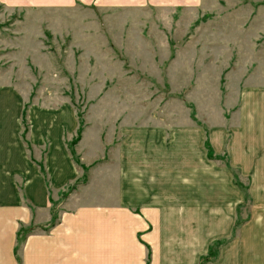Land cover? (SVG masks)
<instances>
[{"label":"crops","instance_id":"1","mask_svg":"<svg viewBox=\"0 0 264 264\" xmlns=\"http://www.w3.org/2000/svg\"><path fill=\"white\" fill-rule=\"evenodd\" d=\"M2 1L68 15L84 6L119 11L202 0ZM16 101H3L14 103L10 110L0 106V264H20L23 227V264H199L217 239L224 241L218 259L208 264H264L262 83L244 89L234 126L220 128L217 140L210 133L227 164H212L200 128L177 127L166 145L140 134L138 141H124L118 161L112 147L107 172H94L80 188L73 186L83 173L66 138L79 127L75 114L37 111L38 120L24 126ZM230 168L246 178L248 193Z\"/></svg>","mask_w":264,"mask_h":264},{"label":"rangeland","instance_id":"2","mask_svg":"<svg viewBox=\"0 0 264 264\" xmlns=\"http://www.w3.org/2000/svg\"><path fill=\"white\" fill-rule=\"evenodd\" d=\"M257 82L264 85V0L119 11L84 6L68 15L0 0V106L13 109L3 101L17 99L24 126L38 120L37 111L75 114L79 127L66 138L83 178L73 188L106 173L112 147L118 161L122 143L138 141L135 135L166 145L174 128H200L208 154L210 133L217 140L220 128L238 122L244 89ZM210 160L228 162L224 153ZM230 171L248 193L246 178ZM26 232L18 236L20 264Z\"/></svg>","mask_w":264,"mask_h":264},{"label":"trees","instance_id":"3","mask_svg":"<svg viewBox=\"0 0 264 264\" xmlns=\"http://www.w3.org/2000/svg\"><path fill=\"white\" fill-rule=\"evenodd\" d=\"M206 146L208 148V157L210 159L218 157V155L214 154V150H213L211 144L209 143V141L206 142ZM239 223H240L239 221L236 222V227L239 225ZM223 242L224 241L220 240V239L212 242L211 245L209 246L208 253L206 255L202 256L199 264H205L207 262L215 261L218 258V249L217 248H219Z\"/></svg>","mask_w":264,"mask_h":264}]
</instances>
